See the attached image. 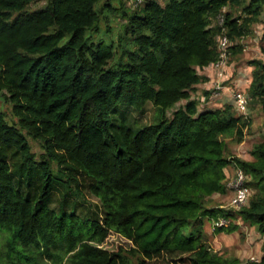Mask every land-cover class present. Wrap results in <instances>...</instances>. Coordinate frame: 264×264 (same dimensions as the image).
Segmentation results:
<instances>
[{
	"label": "trees",
	"instance_id": "trees-1",
	"mask_svg": "<svg viewBox=\"0 0 264 264\" xmlns=\"http://www.w3.org/2000/svg\"><path fill=\"white\" fill-rule=\"evenodd\" d=\"M39 1L0 0V96L16 119L0 111V264H264L213 251L205 230L242 223L264 236V139L248 158L231 155L226 139L241 144L249 116L193 94L221 37L228 65L241 53L264 0H117L104 15L101 0H47L26 11ZM250 65L248 108L264 109V63ZM148 104L151 123L131 119ZM229 166L250 189L240 209L213 204L232 196ZM112 233L130 247L105 249Z\"/></svg>",
	"mask_w": 264,
	"mask_h": 264
},
{
	"label": "rangeland",
	"instance_id": "rangeland-1",
	"mask_svg": "<svg viewBox=\"0 0 264 264\" xmlns=\"http://www.w3.org/2000/svg\"><path fill=\"white\" fill-rule=\"evenodd\" d=\"M123 1L125 2L126 6H128L131 5L132 0ZM245 1L249 2V0ZM107 2L111 3L114 7H120L117 3V0H101L97 8H101L100 10L103 12V15L106 14V7H103L102 4ZM46 3L47 0L34 2L27 6L26 11L32 12L41 9L46 5ZM160 4H162V1H160ZM110 19L113 18L110 17ZM116 23L112 25L117 27L118 24ZM106 25L107 24L105 21L100 23L101 31L106 29ZM239 45L241 46V53L231 56L229 61L230 70L228 71L229 80L224 82V87L221 90L222 93L227 87L230 88L232 93L231 98H233V91L237 90L235 82H244V80H246L252 73L253 68L250 65V62L253 60H260L264 63V9L259 16V21L252 26L251 33L247 37L241 39ZM241 84L242 86H240V88L244 85L243 83ZM197 92L202 93L201 90H197ZM221 93L216 97L215 100L220 99ZM193 94L197 95L196 92ZM197 97L199 96L197 95ZM230 102L231 104L234 103L232 99ZM209 105L207 104V106ZM11 109L12 106L7 101V99L0 96V111L6 115L7 121L9 123L16 122ZM130 114L131 119L136 121L138 124H149L152 121L154 111L153 107L148 104L144 114L141 115L135 112H130ZM248 116L251 123L249 129L246 131L244 141L239 145H235L231 144V142L226 139L227 149L230 154L243 159L250 157L252 147L264 139V109L260 105H255L254 107H250L249 105ZM28 142L34 153H41V148L38 142L32 141L31 139H28ZM231 197L232 196L229 197L227 195H219L217 198L213 199V204H216L217 206L223 205L225 208H230L229 203ZM238 227V230L231 234H214L211 226L206 223L205 230L207 232V243L209 244L210 248L225 257H235L241 262L260 259L264 254V236L261 235L255 227L249 224L241 223ZM103 247L110 251H116L119 249V247L128 249L130 247V243L118 234L112 233L106 238ZM149 264L176 263L170 258L160 257L150 261Z\"/></svg>",
	"mask_w": 264,
	"mask_h": 264
},
{
	"label": "built area",
	"instance_id": "built-area-1",
	"mask_svg": "<svg viewBox=\"0 0 264 264\" xmlns=\"http://www.w3.org/2000/svg\"><path fill=\"white\" fill-rule=\"evenodd\" d=\"M146 0H132L131 4L133 6L142 5ZM219 22H222V18H219ZM231 44L227 37H221L219 40V57L217 61L212 65L213 69L215 70L217 80L214 83V86L210 89L211 91V98H216L221 93V90L224 87V82L227 80L228 75V60L230 51L229 48ZM203 103L204 99H200ZM233 106L237 113L244 118L248 117V95L244 92L234 91L233 94ZM246 175L240 169H235L232 178L228 183V188L232 192V197L229 203L231 208L240 209L244 205H246L248 201V197L250 195V189L246 186ZM229 221L225 218H219L215 222L216 227L220 226H228Z\"/></svg>",
	"mask_w": 264,
	"mask_h": 264
},
{
	"label": "crops",
	"instance_id": "crops-1",
	"mask_svg": "<svg viewBox=\"0 0 264 264\" xmlns=\"http://www.w3.org/2000/svg\"><path fill=\"white\" fill-rule=\"evenodd\" d=\"M229 70L230 69H228V71ZM200 74H202V75H204V76H206L208 78V82H206L204 84H200V85H198L195 88L196 89L195 92L199 96L198 99H204V101L202 103V106L203 105H207V104L208 105L211 104L209 106H214L215 105L214 107H217L218 108V107H221V106H223L225 104H231L230 101L232 99L231 98L232 93L230 91L231 89L228 88L227 86H226L227 88L221 93V96H220V99L219 100H215L216 98L209 97L208 98V101H205V97L203 96V92L204 91H209L214 86V83H216V81H218V80H217L216 73H215V70L213 69V67L205 68L203 71H200ZM227 80H229L228 75H227ZM250 82H251V74H250V76L246 80H244V82H240V81H236L235 82V85L237 87V90H235V91H240V92L245 91L246 92L247 88L249 87ZM241 83H243L244 85H243V87L240 88V86H242ZM197 90H201L202 93H198ZM200 97H203V98H200ZM232 167L233 166H229V167L226 168L225 171L227 172L226 173L227 176H233V174H234V167H233V171H232ZM218 196L219 195H214L213 196V199L217 198Z\"/></svg>",
	"mask_w": 264,
	"mask_h": 264
}]
</instances>
